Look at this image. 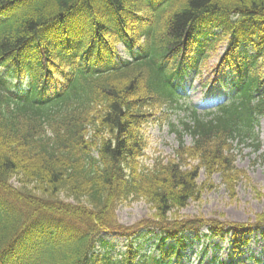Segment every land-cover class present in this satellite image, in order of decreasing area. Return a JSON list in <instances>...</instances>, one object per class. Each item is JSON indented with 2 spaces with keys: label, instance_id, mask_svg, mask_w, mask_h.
Wrapping results in <instances>:
<instances>
[{
  "label": "trees",
  "instance_id": "obj_1",
  "mask_svg": "<svg viewBox=\"0 0 264 264\" xmlns=\"http://www.w3.org/2000/svg\"><path fill=\"white\" fill-rule=\"evenodd\" d=\"M222 44L233 85L201 112L174 81ZM174 107L186 115L170 125L174 154L146 165V128ZM263 117L264 0H0V264L180 263L204 228L240 251L264 216L180 212L215 176L230 194L245 181L236 161L262 148ZM136 201L152 217L122 225L119 208ZM143 230L158 233L150 253L134 246ZM106 233L131 241L120 257Z\"/></svg>",
  "mask_w": 264,
  "mask_h": 264
},
{
  "label": "rangeland",
  "instance_id": "obj_2",
  "mask_svg": "<svg viewBox=\"0 0 264 264\" xmlns=\"http://www.w3.org/2000/svg\"><path fill=\"white\" fill-rule=\"evenodd\" d=\"M224 50L225 45L220 46L208 62H205L201 74L190 71L181 82V87L189 93L191 102L199 105L200 109L211 107L223 100L226 94L225 79L232 81L226 72L220 70L219 61ZM119 51L123 58H130L122 46L119 47ZM216 77H222L216 86L207 87L210 83L205 85L207 82H213ZM185 116L183 111L168 108L162 115H157L156 121L150 123L146 132L149 149L145 163L151 165L155 158H167L173 155L177 147V139L171 131V126L179 128ZM258 132L262 143L261 151L256 153L253 148L243 147L242 155L237 159L236 166L246 174V179L235 192L228 193L221 185L220 179L215 176L207 184V189L200 200L190 203L180 212L181 216L243 224H253L259 216H264V117L260 120ZM185 141L187 144L191 143L189 137H185ZM204 181L205 178L202 177L200 182ZM152 215L153 211L144 201L127 203L117 212L120 223L127 227L149 220ZM156 234L157 232L151 234L147 230L141 231L133 240L134 246L144 245V250L150 253L153 251L152 244ZM202 234L200 240H197L193 233L187 236L185 257L180 264H221L223 262L264 264V231L247 236L248 242L240 248V251L234 248L232 234L216 239H206L209 236L206 229L202 231ZM101 239L112 246V254L118 257L125 252L126 245L131 242L109 233L103 234Z\"/></svg>",
  "mask_w": 264,
  "mask_h": 264
}]
</instances>
